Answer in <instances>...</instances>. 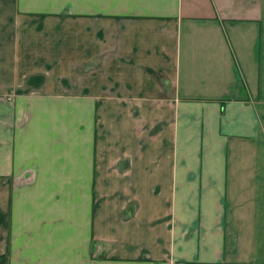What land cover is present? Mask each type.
<instances>
[{"label": "crops", "instance_id": "1", "mask_svg": "<svg viewBox=\"0 0 264 264\" xmlns=\"http://www.w3.org/2000/svg\"><path fill=\"white\" fill-rule=\"evenodd\" d=\"M0 264H264V0H0Z\"/></svg>", "mask_w": 264, "mask_h": 264}]
</instances>
